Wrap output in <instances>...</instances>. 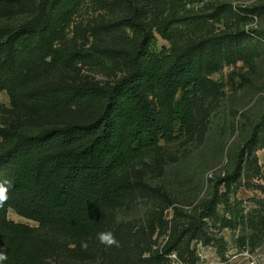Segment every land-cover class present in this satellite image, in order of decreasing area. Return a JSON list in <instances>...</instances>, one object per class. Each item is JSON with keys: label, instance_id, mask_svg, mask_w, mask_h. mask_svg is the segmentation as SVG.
I'll return each mask as SVG.
<instances>
[{"label": "rangeland", "instance_id": "rangeland-1", "mask_svg": "<svg viewBox=\"0 0 264 264\" xmlns=\"http://www.w3.org/2000/svg\"><path fill=\"white\" fill-rule=\"evenodd\" d=\"M25 1L22 9H14L12 0H0V44L21 30L38 27L42 11L62 0ZM181 1H192L186 9L204 14L209 35H221L231 44L217 55L216 71L200 82L195 118L183 126L171 117V101L159 104L169 127L159 140V163L90 188L77 185L78 193L99 204V215L88 228L38 222L9 209L4 223L19 226L20 234L34 242L39 264H264V0ZM67 2L71 9L58 30L83 48L92 45L99 28L124 18L122 4L129 0ZM221 8L232 12L228 21L214 17ZM156 37L159 51L169 48ZM79 68L62 76L61 83L112 85L127 74L122 63L112 75ZM18 80L24 78L19 75ZM88 118L75 109H18L1 90L0 150L24 135L46 133L58 136L56 150L62 151L72 136L54 131ZM216 190L219 205L210 211ZM192 221L206 224L205 230L186 232ZM104 231L114 233L120 246L101 244L97 234ZM85 240L86 251L80 246ZM168 244L173 250L164 256Z\"/></svg>", "mask_w": 264, "mask_h": 264}, {"label": "trees", "instance_id": "trees-1", "mask_svg": "<svg viewBox=\"0 0 264 264\" xmlns=\"http://www.w3.org/2000/svg\"><path fill=\"white\" fill-rule=\"evenodd\" d=\"M180 1L129 0L122 4L124 18L99 28L92 45L83 48L58 30L71 4L57 1L42 11L38 27L21 30L0 44V91L8 92L13 107L41 112L75 109L89 114L86 123L54 131L72 136L62 151L56 150L58 136L46 133L24 135L1 147L0 177L13 185L7 203L0 207V246L8 252L3 264H39L40 259L34 242L20 234L19 226L4 223L9 209L38 222L88 228L99 215V204L78 193L77 185L90 188L159 163V140L168 127L159 104L167 106L171 101V117L183 126L195 118L200 82L205 74L216 71L217 55L231 44L221 35H209L204 14L186 9L192 1ZM11 4L22 9L26 1L12 0ZM221 10H215L214 17L232 15L230 10ZM157 12L165 14L147 19ZM156 35L169 48L159 51ZM120 63L127 74L112 85L60 80L80 66L112 75ZM19 75L24 80H18ZM218 205L216 190L208 209L215 211ZM205 227L201 221H192L186 232L196 235ZM172 250L168 244L162 255Z\"/></svg>", "mask_w": 264, "mask_h": 264}, {"label": "clouds", "instance_id": "clouds-1", "mask_svg": "<svg viewBox=\"0 0 264 264\" xmlns=\"http://www.w3.org/2000/svg\"><path fill=\"white\" fill-rule=\"evenodd\" d=\"M12 181L9 180L7 177H0V207L7 203L8 200V192L9 189L12 188ZM97 238L101 244H104L106 247H119L120 243L116 239L115 234L111 231H104L97 234ZM81 249L87 250L88 242L82 241L81 242ZM8 259V252L7 249L3 246H0V264H3L5 260Z\"/></svg>", "mask_w": 264, "mask_h": 264}, {"label": "built area", "instance_id": "built-area-1", "mask_svg": "<svg viewBox=\"0 0 264 264\" xmlns=\"http://www.w3.org/2000/svg\"><path fill=\"white\" fill-rule=\"evenodd\" d=\"M174 257L176 258V255H174Z\"/></svg>", "mask_w": 264, "mask_h": 264}]
</instances>
